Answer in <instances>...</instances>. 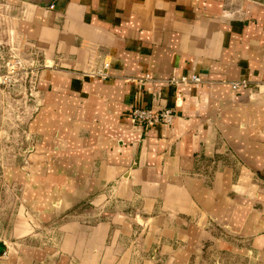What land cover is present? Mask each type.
Masks as SVG:
<instances>
[{
	"label": "crops",
	"instance_id": "obj_1",
	"mask_svg": "<svg viewBox=\"0 0 264 264\" xmlns=\"http://www.w3.org/2000/svg\"><path fill=\"white\" fill-rule=\"evenodd\" d=\"M13 44L41 103L30 172L0 142V264H264V0H0V66ZM192 74L181 97L164 84ZM154 105L175 109L169 125L132 123ZM33 206L99 216L33 246Z\"/></svg>",
	"mask_w": 264,
	"mask_h": 264
},
{
	"label": "rangeland",
	"instance_id": "obj_2",
	"mask_svg": "<svg viewBox=\"0 0 264 264\" xmlns=\"http://www.w3.org/2000/svg\"><path fill=\"white\" fill-rule=\"evenodd\" d=\"M7 41L9 40L7 36ZM15 40L13 39V43ZM36 59V55L33 56ZM2 66H0V142L7 145L5 159L14 161L13 166H17L23 173L30 172L31 165L26 162L25 156L30 138H27V125L32 116L37 113L40 106L41 96L39 88V77L37 69L27 68L33 61L31 57L24 56L21 46L16 44L9 47L1 56ZM35 65V64H34ZM21 157V158H20ZM20 158V159H19ZM11 162L0 165V169H5ZM2 189L6 193H15L17 188L9 185L6 180H2ZM38 185V184H37ZM39 187V186H37ZM8 207L0 214L6 219L11 216L10 208L13 201L8 200ZM27 210L26 214L35 227V234L29 243L33 246L53 245L57 240V225L65 220L74 218H98L94 207H73L63 211L57 207H50L48 211L41 214L40 206H33ZM2 241V240H1ZM4 243V242H3ZM13 243H5L0 254L4 257ZM199 264H217L215 261L206 262L201 260Z\"/></svg>",
	"mask_w": 264,
	"mask_h": 264
},
{
	"label": "built area",
	"instance_id": "obj_3",
	"mask_svg": "<svg viewBox=\"0 0 264 264\" xmlns=\"http://www.w3.org/2000/svg\"><path fill=\"white\" fill-rule=\"evenodd\" d=\"M110 67L109 63H105L103 69H97L95 71H91L88 73L89 77L93 78H101L106 79L110 75L108 73V68ZM141 83H152V88H156L160 82L154 83L155 80L150 75V73H146L139 80ZM164 84L169 87H174L176 89V96L181 97L182 91L179 90V87H187L189 85L201 82V77L197 74L181 75L176 76L173 75L170 78L164 80ZM242 86H246L245 81L234 82L232 83L233 89H239ZM155 96L159 97L161 94L160 86L159 89L154 90ZM175 116V109L173 107H162L157 108L155 105L151 107H135L131 112V121L134 125L139 126L144 129H149L151 127L159 126V125H169L173 117Z\"/></svg>",
	"mask_w": 264,
	"mask_h": 264
}]
</instances>
